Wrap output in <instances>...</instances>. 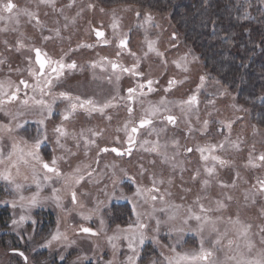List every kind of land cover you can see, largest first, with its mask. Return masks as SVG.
Returning a JSON list of instances; mask_svg holds the SVG:
<instances>
[{
    "label": "rangeland",
    "instance_id": "obj_1",
    "mask_svg": "<svg viewBox=\"0 0 264 264\" xmlns=\"http://www.w3.org/2000/svg\"><path fill=\"white\" fill-rule=\"evenodd\" d=\"M4 2L6 0H0V3ZM12 2L17 5L18 9L26 8L28 11L35 13V17L16 16V10L12 14L0 13L4 16V19L0 20V61H2L0 62V82H3L5 91L8 93L13 91L14 85L21 88L18 77L24 75V72L30 68L28 56L31 52L33 53V46H43L44 44L52 51L58 47L53 39L45 41L44 37H68L71 43L76 44L81 40L93 38L91 32L93 27L104 29V37L109 38L111 42H117V39L128 36L129 47L121 50V63L126 64L125 66H133L139 61V68L136 70L144 73L141 80L150 78L159 81V83H154L152 86L155 90L154 94L143 95L136 99L132 114L134 117L140 115L141 111L148 108L149 104H158L162 98L165 100L167 107L172 108L176 102L187 99L193 87L197 91V86L201 83L200 77H205L203 86L199 88L200 93L196 96L198 103L194 104L191 110H178L182 116H179V125L176 127L182 129H177L178 131H176L177 133L173 138L168 137L171 130L161 132L160 144H167L168 147L169 142L175 140L179 142V146H175L174 164L170 163L169 160L166 163L163 162V157L157 153L148 154L145 148H150V144L140 146L144 140L151 141L157 136L155 132L149 134L151 127L140 130L137 145L139 147L133 151L132 160L126 161L122 157L109 153H104L101 156V158L106 159L110 167L115 166L116 170L121 173L128 171L127 169L131 164H139L140 162L139 165L142 164L145 169L142 176L136 170L134 173L127 172L129 175H135L140 187L152 184L149 175H154L157 180L164 181L162 184H158L161 187L164 186L162 189L159 186V195L164 196L163 202L158 199L155 202L149 200L145 203L144 198L139 200L133 196L135 190L129 192L135 203V211H133L140 214L141 221L148 222L152 229L155 228L156 218L162 221L159 229V243L155 244L163 255L161 253L155 264H167L165 257H174L176 253L183 254L198 251L201 240L204 241L205 248H213L212 241L217 238V233L210 234L208 229L203 233L198 232L196 230L198 224L195 220L190 221L187 226L181 225L179 219L167 222L168 216L173 212L178 216L186 215L189 207H191L193 213L206 214L214 220L216 217L222 218L216 224L222 236L223 251L215 252L216 257L220 260H224L225 254L228 253L229 239L234 241L232 253L229 254L237 252L235 244H240L239 252H243L245 255L257 256L264 250V245L260 243V237L256 235L258 232L257 226L264 225V218L261 216V209L264 208V194L258 191L259 181L264 180V162L259 160V156L264 154V124L256 122L251 108L246 103L241 102L237 98L236 92L231 88L229 89L219 79V73L215 72V75L207 69L197 50L189 45L186 39L174 29L172 17L169 13L149 12L147 9L140 8L129 1L104 3L101 0H54V3H41L40 0H12ZM69 4H71V7H69ZM90 4L93 7H89ZM137 11L140 12L139 17L136 15ZM149 13L152 16L151 21L147 20V14ZM113 23L117 25L116 29L112 28ZM57 31L59 35H57ZM172 33L176 34L177 38L175 40H172ZM151 41L155 42L156 50L163 53V56L157 55V51L148 50V43ZM21 45L23 46L21 47ZM131 53H135V56ZM146 53L147 55H145ZM103 54L116 55L113 46L102 48L98 44L91 49L77 52L74 56L78 62V71H87L88 63ZM177 64L180 66L177 67ZM185 68H187V71L184 70ZM110 77L112 78V76ZM111 78L104 81L96 80L93 83L95 93H103L107 86L111 87ZM172 79L182 83H176L171 91L165 92L164 89L168 86V81ZM131 82L132 79L127 77L125 84L130 85ZM104 98L107 100V97ZM22 100H24V97L19 96V99L12 103L13 105L11 103L0 105V109H2L0 110V125H8L11 122L14 127L17 119H20L19 123H23L26 119L27 124L25 127L27 129L16 133H23L22 137L28 139L29 143L24 144L22 137L13 136V133H0V148H3L4 157H7L8 153L12 151L13 143L17 147H19V144L26 146L27 149L24 150V153H27L31 149V143L37 134V129L40 128L37 123L31 125L29 119L25 117L27 116L25 115L26 106L21 103ZM20 113L24 114L18 115ZM109 114L112 115L109 123L107 116L102 115H96L88 122L83 121L81 116H73L72 121L69 122L46 123L49 140L41 148L44 147L50 153V158L56 156L58 163L59 159L63 157V159H60L62 160L61 164H63H60L64 169L63 173L78 175L74 170L79 167L81 169L79 174L85 176L79 187L80 195L77 196L79 204H82L83 207L70 205V197L65 193L62 211L63 233H66V235L71 234L70 240L73 239L76 242L79 239V244L83 245L79 257H87L89 243L91 246L94 243L93 252L97 258L105 253L108 256V261L111 260L114 261V264H119L120 261L126 260L122 253L123 249L129 255H132L128 248H123L125 246L119 247L118 245L120 242L124 243L120 241V238L122 235L127 234L124 230L127 229L129 224L134 225L136 223L137 215L134 218H131L132 215L126 218L123 215L124 211H121V207L124 206L113 204L115 206L111 208L113 215L107 217L109 206L104 204V199L108 194L113 196L112 199H115L114 191L112 189L105 191L102 185L106 180V176L111 173L100 171L91 177L87 176L90 163H92L94 155H97L95 149H99L100 144L94 148L92 144L86 145L85 140H91L93 133L100 134L105 129L110 130L111 139H107L102 134L99 137L101 143L105 140H113L116 136H122L123 130L117 131V129H121L119 126L122 124L116 125L120 122L119 118L115 117V115H119V112L115 114L114 110H111ZM13 116H17V119L12 120ZM127 117L130 119L128 112ZM205 120L208 121L207 129L204 127ZM229 123H231L230 129L228 128ZM58 124H62L68 133L66 137L61 138L63 148L55 143L56 137L52 132V128ZM33 126L35 129H32ZM157 126L154 125L153 127L156 128ZM89 129L92 131H89ZM82 131L83 136H81ZM107 133V131H104V134ZM7 135H12L15 139ZM18 142L20 143L17 144ZM221 144L224 145L223 148L219 147ZM187 145H192L193 151L185 156L182 155L181 149ZM210 145H217V147L211 153H204V155L209 156V159L205 161L201 159V154L196 151V148ZM72 153H75V155H72ZM212 155L219 156L228 163L221 166L218 161L211 159ZM188 160L191 165H188ZM153 161L154 163H152ZM148 163H151V165ZM4 165H6L4 170L10 167L7 160H5ZM123 165L126 166L125 170L121 168ZM29 166L33 173L30 164ZM206 167H215V172L210 176L205 171ZM194 175L196 179H193ZM116 176L121 177V175ZM205 179L209 180L207 186L203 184ZM95 180L98 182L95 191L92 192L90 182ZM222 184L228 185V187H222ZM85 193L88 195L85 196ZM229 196L232 198L231 200L227 199ZM197 197H200L199 204H203L206 209H212V211L201 213L199 204L195 203ZM253 200L255 203H253ZM217 201H221L227 207L217 211ZM175 205L182 207L175 208ZM153 207H157L158 212L163 213V218L154 213L155 209H152ZM90 208L91 210L93 208L95 212L89 213ZM161 209H164V211H161ZM81 213L84 215L95 214L94 219L84 220ZM99 215H103L105 218L98 219ZM230 217L232 220L239 217L243 224L252 225L249 231V239L255 247L251 253H248L244 246V238L237 235L239 225L234 226L230 223ZM91 219L95 221L93 225L99 230V236L92 237L75 232V227L86 225V222H90ZM101 220L104 221L103 226L100 223ZM171 225H175V227L183 226L185 230L183 232L170 231ZM225 231H227V235L223 236ZM151 232L155 233L153 230ZM109 236L120 237L118 240L113 241L117 245L115 250L107 241ZM126 242L128 243L127 240ZM173 247L176 250L175 253L171 251ZM148 251H151V249L149 248ZM155 256V252L148 255L143 253L142 264H153L149 259H154Z\"/></svg>",
    "mask_w": 264,
    "mask_h": 264
},
{
    "label": "snow or ice",
    "instance_id": "obj_2",
    "mask_svg": "<svg viewBox=\"0 0 264 264\" xmlns=\"http://www.w3.org/2000/svg\"><path fill=\"white\" fill-rule=\"evenodd\" d=\"M41 3H54V0H40ZM69 7H71V4H69ZM89 7H93V5H89ZM16 10L15 14L16 16L19 15H27L28 17L32 18L35 17V13L28 11L26 8L25 9H18L17 5L12 2V0H6L4 3H0V13H9L12 14ZM103 11V9H101ZM136 15L139 17L140 12L137 11ZM4 19L3 15H0V20ZM147 20L151 21L152 16L151 14H147ZM39 23V21L37 20ZM117 25L113 23L112 28L116 29ZM95 35L98 38H104L105 33L100 30H95ZM57 35H59V32L57 31ZM51 37H44L43 39L47 41ZM176 34L172 33V40H175ZM102 42L104 44H108L109 41L107 39H103ZM155 42L151 41L148 43V50L149 51H157L155 48ZM23 45H21L22 47ZM79 47H86V48H91L93 45L89 44H82L78 45ZM118 47L123 50V49H128L129 47V40L128 37L125 36L124 38L119 39ZM35 63L39 66L38 70L37 69H30V75L33 76L36 80V83L34 86H32V90L35 92L37 89H39L41 99H36L35 97H28L27 99H24L21 101V103L25 106L29 105V101L32 100L34 102V106H37L39 109V119L36 121L37 124L40 125V128L37 129V134L33 138L32 143H31V149L26 153L27 157L31 158V167L33 169V179L36 180V166L39 165L40 168L43 170V180L44 181H50L55 178H63L65 182V186L68 187L70 194H71V199L72 203L75 205L78 203L77 200V193L76 191L72 188L73 184H80L81 181L85 179L84 174H79L81 173V169L77 167L74 172L78 173V175H73V174H66L62 173L58 167V158L56 156H53L49 161H45L43 157L40 155V149L41 146L46 143L49 140V135H48V128L46 121L51 120V118L54 115V105L56 104L57 100H67L70 101V109H66L61 115L63 121H67L70 116L75 113L77 108L80 109H85L89 113L91 112H100L101 114L104 113V110L109 107H113V100L116 99V97H113L112 100H109L105 102L102 106H97L93 100L87 99V100H82L80 96H72L69 92L66 91H61L59 93H56L53 91V89L58 85V83L61 80V77L64 76V69H76L77 64L75 61H72L71 63H65L64 62V57L61 56L59 59H54L53 57L49 56L46 52H42L40 48H35ZM71 51V49H70ZM130 51V49H129ZM117 56L120 55V52L116 53ZM131 55L135 56V53H131ZM147 55V53L145 54ZM157 55L163 56V53H160L157 51ZM106 59V58H105ZM185 60L187 59L186 57L184 58ZM2 62V61H0ZM111 64V68L114 70V72L119 69L121 72H127L132 74L133 76H143L144 73L137 71L136 69L139 68V61H137L136 64L133 65L132 68H126L123 67L122 65H119L116 62L109 61ZM93 68L97 66L96 62H93L91 65ZM180 65L177 64V67ZM46 68L48 71L46 72ZM187 71V68L184 69ZM55 75H52V74ZM120 79V76H116V80L118 81ZM205 77L201 76L200 77V85L197 86V91H199V88L203 86ZM154 83H159L158 80H153V79H147L146 80V85H147V91L148 93H151L154 91V88L152 87ZM176 83H182L178 82L174 79L168 81V86L164 89L165 92L171 91L172 87ZM20 85H23L25 89L29 88L30 85L28 84L27 81L25 80H20L19 81ZM11 87V85H9ZM145 84L141 83L138 84L136 87H129L127 89V97H121V99H127L128 101H135L137 98V89H144ZM21 92V88L17 85L15 87V90L12 91L11 93H8L5 91V85L3 82H0V105H4L5 103H11L13 101H16L19 99V93ZM27 95V94H26ZM139 95H146L143 91L139 93ZM44 96H49L51 97V102L43 99ZM6 97V99H5ZM141 103H143L141 101ZM181 104H186L191 110L192 106L196 103L197 97L195 94L191 95L188 97L186 101H181ZM127 107V112L129 114L130 119L124 124L123 129H117V131L123 130L126 134V141L124 143L127 144V147H123L120 141L119 137H116V143L118 145H121L120 147H103L99 148L97 152V156H99L100 153H107V152H112L115 153L117 156H128L131 157L133 154V150L137 145V137L141 129H148L149 126H152L154 124V118H160L162 121H167L168 124H171L173 126L176 125L177 123V117L171 114H168L171 112V109L167 107V104L165 100L162 98L158 104L152 105L149 104L148 108L144 109V116H142L138 124L134 123L131 120V116L133 114V107L131 106H126ZM2 110V109H0ZM18 115H23V113H20ZM111 119V117H108ZM17 116H13L12 120H16ZM27 124V120L25 119L23 123H16L15 126L13 127L11 125V122L8 125H0V133H13V132H18L20 130H26L25 125ZM208 126V121H204V127L207 129ZM228 128H231V123L228 124ZM89 131H92L89 129ZM164 128H160L157 130L155 127H151L149 134L152 132H155L157 136L161 132H164ZM52 132L55 134V143L63 148L64 145L61 143V138H64L68 135L66 129L63 127L62 124L55 125L52 128ZM93 135H99V133H93ZM81 136H83V131L81 132ZM24 144H28L29 140L25 138H21ZM95 140H85V144H95ZM150 142L148 140H144L140 146L143 147L146 144H149ZM173 144L175 146H179L178 141H173ZM79 147V145H77ZM167 144H160L159 141H156L152 144V147L150 148H145V151H150V152H155L158 153L163 157V162L168 161V156L165 152H160L161 148H166ZM217 145H210L206 147H197L196 151L200 152L201 154V159L207 161L209 159L208 155H204L205 152H213L215 151ZM220 148H223L224 145L221 144L219 145ZM187 152L191 153L193 151L192 148H186L185 149ZM17 152H23L22 149H18L17 145L15 143L12 144V151H10L7 155V157H4L3 155V150L0 149V164H4L5 160L8 161L10 167L6 168L4 171H0V179H3L7 181L9 184H13L15 186V190L17 192H20L25 185L21 183H17L15 178L12 175V168L16 169V175H20V163H23L25 165H28L30 161L25 158V155H19L16 160H13V157L16 155ZM87 155V152L85 153ZM72 155H75V153H72ZM60 159H63L61 157ZM211 159L213 161H218L221 166L226 165L228 162L225 161L224 159H221L219 156L212 155ZM259 160L264 162V154L259 156ZM99 163V160L96 161ZM154 163V161L152 162ZM255 166V165H254ZM141 171L140 175L142 176L144 174V166L141 164L139 165ZM123 171V170H122ZM205 171L211 176L215 172V167H206ZM51 174V175H50ZM93 175L92 171L87 172V176L91 177ZM198 175V173H197ZM23 179L26 181L28 179L27 176H24ZM124 179H128L132 181L133 184L136 183L135 177L130 176L126 171H123V176L122 177H116L115 173H113V185L123 183ZM193 179H196V176H193ZM152 180V187L144 189L141 188L140 186H137L135 188V191L133 193V196L135 197H142L145 199V203H147L149 200L152 202L157 201L158 199L163 202L164 201V196L157 195L160 193V188L157 186L158 184H162L164 181L163 180H157L155 176L153 175L151 177ZM98 182V181H97ZM171 183V181H169ZM204 185L209 184V180L205 179L203 181ZM260 187H259V192L261 194H264V180L259 181ZM222 187H228V185L222 184ZM234 186V185H233ZM40 187L39 181H37V188ZM59 190L58 189H53L54 193V200L57 204V207H61L60 204V197L58 195H55ZM38 195L34 194L30 198H27V203L28 206L34 207L37 206L40 201L38 200ZM171 195V193H169ZM247 198V197H246ZM228 200H231L232 198L229 196L227 197ZM19 200L21 202L20 206L24 207L23 202L26 200V198L23 195L19 196ZM200 197H197V200L195 203L199 204ZM4 203H11V206L13 208L17 207V202L15 200L9 202L5 201ZM253 203L255 201L253 200ZM217 211L224 209L227 207L224 203L221 201H217ZM80 207L82 208L83 205L81 204ZM175 208H180L182 206L180 205H175ZM200 207V212L201 213H207L212 211V209H206L203 204H199ZM135 211V206L134 209ZM98 211V209H96ZM161 211H164V209H161ZM137 220L136 223L129 224L126 231L128 234L124 236V238L128 241V249L132 253V255H129L127 257V262L128 264H138V261L140 259V248L144 245L146 239H149V237L146 234V229H148V224L144 223L141 221L140 214L137 213ZM81 216L84 220H89L91 218V215H84L81 213ZM261 216L264 218V208L261 209ZM152 218V217H150ZM31 219L29 216L26 215H21L19 217V220L13 219L12 224L13 225H20L23 224L26 220ZM177 219L180 220L181 225L187 226L189 225V222L192 220H195L198 224V228L196 229L198 232L203 233L206 229L209 230V233H217V238L212 241L213 248H205L204 246V241L201 240V244L199 247L198 251H194L192 253H176L174 257H165L167 260V264H264V250H262L257 256H251V255H245L243 252H239L240 249V244H235V248L237 249L236 253H232V247L234 244V241L229 239L228 240V253L225 254L224 260H220L219 258L216 257L215 252L216 251H223V246L221 244V239L222 236L219 233L218 228L216 227L217 221L221 220V217H216V219H212V217L204 214H196L193 213L191 210V207L188 208L187 214L184 216H178L175 212H173L171 215L168 216L167 222H172L176 221ZM230 223H232L234 226L239 225L237 235L238 237H242L245 240V247L247 249L248 253H251L253 251V248L255 245L253 242L249 239V231L252 228L251 224H243L240 220L239 217H237L235 220H232V218H229ZM33 224L36 223V221H32ZM101 225L103 226L104 221L101 220ZM162 221L158 218L155 219V228L153 229L154 232H158L160 229ZM175 227V225L170 226V231H176V232H183L185 229L184 227ZM119 227V226H118ZM258 232L256 235L260 237V243L264 245V225H258ZM83 233L90 235L92 237H97L100 235V232L93 230L91 227H86V226H79L77 234ZM227 235V231L223 233V236ZM120 237L119 236H109L107 237L108 243L111 244L112 248L115 250L117 245L113 243L114 240H118ZM152 241L154 243H159L158 238L153 235L151 237ZM53 242H68L64 244V247H69L71 244H75V240H72L69 242V238L66 235V233H63L60 231L59 228V221L57 225V229L54 233L50 234V238H45V242L39 247L41 248H51L53 245ZM14 253L18 254L20 257L23 258L24 264H29V257L25 255L23 251H18L17 249L12 250ZM172 252H176L175 248H171ZM65 257L63 255H60V259L63 260ZM79 259V258H78ZM108 264H114V261H109ZM155 264V262H153Z\"/></svg>",
    "mask_w": 264,
    "mask_h": 264
},
{
    "label": "flooded vegetation",
    "instance_id": "obj_3",
    "mask_svg": "<svg viewBox=\"0 0 264 264\" xmlns=\"http://www.w3.org/2000/svg\"><path fill=\"white\" fill-rule=\"evenodd\" d=\"M94 29L103 31L105 33L104 29L99 28V27H93V29L91 30L93 34V38H91L90 40L88 39L81 40L80 42L76 44L71 43L68 40V37H62V36L51 37L50 39H53L54 40L53 42L55 43V45L58 46L55 48L54 51H52L50 48H47L46 45L44 44L43 46H33L32 47L33 53L31 52L30 55L28 56L30 60V68L24 72V75H20L18 77L19 78L18 82L20 80H25L28 82L30 87L25 89L24 86L21 85V92L19 93V96L24 97V99H27L28 97H35L36 99H41L39 89H37L35 92L32 90V86L35 85L36 80L33 76L30 75V69L38 70L39 66L35 63L34 49L40 48L42 52H46L49 56L53 57L54 59H59L61 56H63L64 62L66 64L71 63L72 61H75L77 64L76 69H67V68L64 69V76L61 77L60 82L53 89L54 92L59 93L61 91H66V92H69L72 96H80L82 100L91 99L94 101V103L97 106H102L105 102L112 100L113 97H116V99L113 100L114 106L106 108L103 114H101L100 112L89 113L85 109L77 108L75 113H73L67 121H63L61 114L66 109H70V101L57 100L56 104L54 105V115L51 118V120L46 121V123L69 122V121H72L73 116H81L83 121L88 122L90 121L91 118L93 117L95 118L96 115L107 116V118L112 117V115L109 114V112L111 110H114L115 114L119 112V115H115V117L119 118L120 120V122L116 123V125L117 124L124 125L129 120V118L127 117V107L126 106H131L133 107V110H134L135 105H136V100L128 101L127 99H121V97H127L128 95L127 89L129 87H136L138 84L144 83L145 84L144 89L142 90L139 88L137 89V98L143 96V95H139L141 91L146 93V95L154 94L155 90L151 93H148L147 91V85H146L147 79H144L142 81L141 76H133L130 73L121 72L119 69H117L114 72V70L111 68V64L109 63V61L116 62L119 65H122L123 67H126V68L133 67L131 65H127V66H125L126 64L123 65L121 63L122 61L120 59V55L112 56L108 54H103L97 59L91 60V63H88L87 66H88L89 71L88 70L78 71V62L76 61V57L74 55L80 50H87V49L92 48V47L91 48H86V47L78 48V45L89 44V45H93L94 47L96 44H98V46L102 48H111L113 46V48L115 49V53L117 52L121 53V49L118 47L119 39H117V42L116 41L111 42V40L107 37L98 38L95 35ZM63 39H66V40L63 41ZM103 39H107L109 43L104 44L102 42ZM128 40H129V37H128ZM56 50H58V52L54 53ZM93 62L97 63V66L95 68L91 66ZM47 71L48 69L46 68V72ZM52 75H55V74L53 73ZM117 75L120 76V79L118 81L116 80ZM110 76H112V78ZM127 77H130L132 79V82L130 83V85L125 84V80ZM110 78L112 82L111 87L107 86V89L104 90L103 93H100V94L95 93L93 89V83L96 80L104 81V80H110ZM13 87H14L13 89L14 91L16 85H14ZM199 93L200 91H196V89L193 87V90L190 91L189 96H191L192 94H195L196 96H198ZM104 97H107V100H105ZM43 99L51 102V97L49 96H44ZM187 99H185L184 101H186ZM13 102H11V104ZM180 102L181 101L176 102L172 106V108H170L171 112L168 113V114H171L177 117V123L175 126L171 124L166 125L168 124L167 121H162L160 118H154V124L149 127L158 125L156 127L157 130H159L160 128H164L167 131L171 130L168 137L173 138L175 134L177 133L176 131H178L177 129H182V128L176 127L177 125H179V120H180L179 116L180 117L182 116V114L178 110L179 109H189V108H186L188 107L186 104H181ZM25 109H26L25 115H27L25 117L29 119V121L31 122L30 124L31 125L36 124V121L39 119L38 107L34 106V102L30 100L29 105L26 106ZM144 114L145 112L141 111L140 115L138 116L136 115L135 117L132 116L131 120L134 123L138 124L139 119L142 116H144ZM19 121L20 119H17L16 122L18 123ZM110 121L111 119H109L108 123ZM122 125H120L119 128L121 127L122 129L123 128ZM25 129L27 128L25 127ZM32 129H35L34 126ZM104 131H107L108 133L104 134ZM104 131H102L99 135H92L91 140H95L96 142L95 144H92L94 148H96L98 144H100L99 148L120 147L121 146L116 143V137L118 136H116L113 140H105L103 143H101L99 141V137L102 134L107 139H111V136L109 134L110 130L105 129ZM188 134H189V131H188ZM12 135L22 137L23 133L20 134V133L13 132ZM12 135H7V136L8 137L10 136L13 139H15V137H13ZM119 138H120L122 146L127 147V144L124 143L127 139L124 131L122 132V136ZM160 138H162L161 133L159 134V136H156L155 138L151 139V141H149L150 142L149 144L151 145V147H152V144L156 141H159ZM137 140L139 142V134H138ZM138 142H137V145H138ZM19 143L20 142H18L17 144ZM137 145L134 148V150L139 147ZM186 148L193 149V147L192 145H187L186 147L181 149L182 155L188 156L189 152L185 150ZM0 149L3 150L2 147ZM18 149H22L23 152L22 153L17 152L16 155L13 157V160H16L19 155L24 154L25 158L30 161L29 164L31 165L32 163L31 158L26 156V152L24 153V150L27 149V147L21 146V144H19ZM95 150L98 152L99 149H95ZM160 152H165L169 158L168 160L170 161V163L174 164V159L176 157V148H175V145L173 144V141L168 143L167 148H161ZM107 153L116 155L115 153H112L110 151ZM148 154L152 155V154H155V152L148 151ZM40 155L43 157L45 161L50 162L51 160L50 153L47 152L44 147L40 149ZM102 155H104V153H100L99 156H97L96 154L94 155L93 161L92 163H90V168L88 169V171H92L93 174H98L100 171H108L109 173H111L110 175L106 176V180L104 181L102 185L105 191H109L111 189L114 191L115 199H112L113 196H111L110 194H108L104 199V204L106 206L107 205L109 206V212H107V217H110L111 215H113V212H111V208L112 206L115 207L113 204H116L118 206H124V207H121V210L130 211V212H124L123 214L124 217L128 218L129 215H132L131 218H134L137 212L133 211L135 203L131 199L129 192L132 190H135V188L140 185L137 183V181L135 184H133L132 181L128 179H124L123 183L113 185V182H112L113 173H115V175H121V177L123 176V173L119 172V170H116L115 166L110 167L107 164L106 159L101 158ZM119 157H122L126 161L133 159V157H128V156H119ZM97 160H99V163L96 162ZM61 161L62 160L59 159L58 167L60 171L63 173L64 169L61 166L63 165L61 164ZM141 163H143V161H141ZM187 163L188 165H191L189 160L187 161ZM29 164L25 165L23 163H20L19 165L20 175L19 176L16 175L15 168L11 169L12 175L15 178L16 182L25 185V187L20 192H17L15 190V186L13 184H9L7 181L0 179V264H24L23 258L20 257L18 254L14 253L12 251L13 249H17L18 251H23L25 255L29 257V264H108L109 262L107 260L108 256L105 253L101 257H98V258L95 256L93 252L94 243L92 246L89 243V248H88L89 253H87V257H82V258L79 257L80 249L83 247V245L79 244V239H77L75 244H71V246L69 247H64V244L68 242H60V243L53 242V245L51 248L39 247V245L45 242V238H50V234L56 231L58 221H59L60 231L63 232L62 230V211H63V203H64V194L67 193L68 197H70V200H71L70 205L80 207V204H79L78 197H77L78 203L75 205L72 203L70 191L68 187L65 186V182L63 178H55L50 181H44L43 180V170L40 168L39 165H37L36 166V180H34L33 173L30 169ZM139 164L138 163L131 164L130 167H128L129 169H127L128 171L126 172L130 171L134 173L135 170L140 172L141 169L139 168ZM148 164L151 165V163H148ZM5 167L6 165L1 164L0 170H4ZM121 168L125 170L126 166L123 165V167ZM24 176L28 177L26 181L23 179ZM130 176L135 177L134 174H130ZM149 176L152 177L153 175H149ZM37 181H39L40 183L39 188H37ZM96 183H97V180L90 182V187H91L92 192L95 191ZM81 184L82 182L78 185L74 184V186H72V188L76 191L77 196L80 195L79 187ZM157 186L159 187L160 185H157ZM150 187H152V184L141 186V188H144V189H147ZM162 188H164V186L161 187V189ZM53 189L59 190L55 195H58L60 197L61 207H57V204L54 200ZM37 193H39L38 200L40 201V203L34 207L28 206L27 198H30L31 196ZM20 195H23L26 198V200L23 202L24 207L20 206L21 204L19 200ZM87 195L88 194L85 193V196ZM157 195H159V193ZM136 198L139 200H143L142 197H136ZM13 200L17 202L16 208H13L11 206V203H7V204L4 203L5 201L11 202ZM127 206L128 208H126ZM93 208L92 210L90 208L89 213L95 212ZM152 209H155L154 210L155 214L160 215L163 218V213L158 212L157 207H153ZM21 215L29 216L31 219L26 220L23 224H20V225H13L12 220L13 219L19 220V217ZM90 215H91V218L94 219L95 214L94 215L90 214ZM99 218H105V216L99 215L98 219ZM92 219L90 220V222H86V225H83V226L91 227L93 230L99 232V230L95 227V225H93L95 221ZM33 220L36 221L35 224L32 223ZM142 222L146 223L145 221H142ZM146 224H148L149 226L148 222ZM78 228L79 227H75V232L78 231ZM152 230L153 229L150 226L148 227V229L145 230L149 239H146L144 245L140 248V259L138 261V264H142L143 253H145V255H148L154 252L156 253V256L154 257V259L153 258L149 259V261L151 262H157L158 259L160 258V255L162 252H160L159 247L151 239L153 235H155L158 239H160V231L155 232L153 234L151 232ZM79 234L83 235V233L82 234L79 233ZM127 234H124L121 236L120 241H123L124 243L120 242L118 245L119 247L125 246L123 248H126V249L128 248V243L126 242V239L124 238V236ZM67 236L69 238V242L73 240V239L70 240V237L72 236L71 234H68ZM149 248L151 249V251H148ZM122 253L124 254V257L126 260L120 261L119 264H127V257L129 256V254L125 252V249L122 250ZM60 255H63L65 258L61 260Z\"/></svg>",
    "mask_w": 264,
    "mask_h": 264
},
{
    "label": "trees",
    "instance_id": "obj_4",
    "mask_svg": "<svg viewBox=\"0 0 264 264\" xmlns=\"http://www.w3.org/2000/svg\"><path fill=\"white\" fill-rule=\"evenodd\" d=\"M118 1L169 13L207 69L264 124V0H101Z\"/></svg>",
    "mask_w": 264,
    "mask_h": 264
}]
</instances>
